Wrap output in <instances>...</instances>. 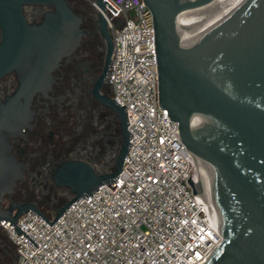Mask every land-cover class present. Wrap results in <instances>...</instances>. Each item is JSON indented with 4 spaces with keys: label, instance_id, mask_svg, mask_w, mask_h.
Returning <instances> with one entry per match:
<instances>
[{
    "label": "water",
    "instance_id": "95a60500",
    "mask_svg": "<svg viewBox=\"0 0 264 264\" xmlns=\"http://www.w3.org/2000/svg\"><path fill=\"white\" fill-rule=\"evenodd\" d=\"M214 0H144L153 14L159 76L160 106L179 124L177 134L194 160L208 173L220 210L223 241L206 264H264V0H239L224 16L190 26H178L179 16ZM54 7L40 25L28 24L23 6ZM98 26L106 41L104 70L94 97L112 112L120 127L121 147L112 172L99 174L81 161L60 165L53 179L73 194L50 223L32 204H18L14 215L1 209L6 193L23 178L22 165L9 153V136L0 127V224L18 225L29 211L52 226L79 198L87 199L105 184L114 183L123 170L131 133L125 105L102 93L114 49L105 5L97 0ZM0 77L22 61L34 60V70L21 92L30 97L52 88V72L70 56L85 34L82 18L68 0H0ZM124 24L119 21L118 28ZM13 129L16 130V127ZM11 130V129H10ZM197 196L204 185L189 181Z\"/></svg>",
    "mask_w": 264,
    "mask_h": 264
},
{
    "label": "built area",
    "instance_id": "2783aa9c",
    "mask_svg": "<svg viewBox=\"0 0 264 264\" xmlns=\"http://www.w3.org/2000/svg\"><path fill=\"white\" fill-rule=\"evenodd\" d=\"M104 1L117 11L105 5L114 41L106 86L130 124L123 170L52 226L36 212L23 214L17 225L39 247L2 221L16 247L14 264H206L223 241L220 219L202 166L160 106L153 14L144 0ZM91 3L99 16L97 0ZM200 178L202 197L189 182Z\"/></svg>",
    "mask_w": 264,
    "mask_h": 264
},
{
    "label": "flooded vegetation",
    "instance_id": "af4514ba",
    "mask_svg": "<svg viewBox=\"0 0 264 264\" xmlns=\"http://www.w3.org/2000/svg\"><path fill=\"white\" fill-rule=\"evenodd\" d=\"M92 1L68 0L73 12L82 18L85 34L81 45L52 72L54 82L49 91L37 92L32 97L25 91L16 99L32 75L33 59L22 61L18 68L0 77L1 132L9 136V153L24 172L14 190L4 194L1 201V209L13 215L19 210L18 204H32L45 217H53L72 199L70 189L58 186L53 179L63 163L85 162L99 174L114 169L118 153L110 146L113 138L100 132L96 121L99 111H108L93 95L104 70L107 46L99 30L97 13L91 8ZM51 12L54 7L49 5L23 6L30 25H40ZM3 39L0 24V46ZM102 93L112 98V90L106 84ZM3 237L6 232L0 224V239Z\"/></svg>",
    "mask_w": 264,
    "mask_h": 264
},
{
    "label": "bare ground",
    "instance_id": "6f19581e",
    "mask_svg": "<svg viewBox=\"0 0 264 264\" xmlns=\"http://www.w3.org/2000/svg\"><path fill=\"white\" fill-rule=\"evenodd\" d=\"M239 0H214L212 3L198 9L183 12L179 16L178 26H190L193 24L206 23L224 16L231 11ZM205 174L206 191L211 199V203L216 208V215L220 219V210L216 204L213 190L211 187L210 177L208 173ZM221 221V220H220Z\"/></svg>",
    "mask_w": 264,
    "mask_h": 264
},
{
    "label": "trees",
    "instance_id": "16d2710c",
    "mask_svg": "<svg viewBox=\"0 0 264 264\" xmlns=\"http://www.w3.org/2000/svg\"><path fill=\"white\" fill-rule=\"evenodd\" d=\"M98 129L100 132H106L113 138L110 146L116 153L121 147L119 122L108 111H99L96 115ZM92 119V118H90ZM16 260V247L8 237L0 239V264H14Z\"/></svg>",
    "mask_w": 264,
    "mask_h": 264
},
{
    "label": "rangeland",
    "instance_id": "374dc122",
    "mask_svg": "<svg viewBox=\"0 0 264 264\" xmlns=\"http://www.w3.org/2000/svg\"><path fill=\"white\" fill-rule=\"evenodd\" d=\"M91 8H93V7H91ZM6 237H8L7 234H6Z\"/></svg>",
    "mask_w": 264,
    "mask_h": 264
}]
</instances>
